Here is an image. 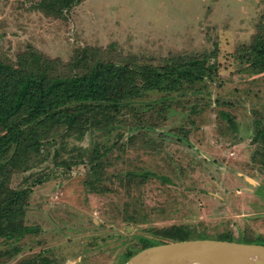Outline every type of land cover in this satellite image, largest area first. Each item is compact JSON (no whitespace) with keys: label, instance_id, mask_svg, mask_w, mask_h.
<instances>
[{"label":"rangeland","instance_id":"rangeland-1","mask_svg":"<svg viewBox=\"0 0 264 264\" xmlns=\"http://www.w3.org/2000/svg\"><path fill=\"white\" fill-rule=\"evenodd\" d=\"M39 1L0 0V60L34 50L65 64L87 50L163 66L209 55L213 72L145 90L84 133L50 131L10 182L42 178L25 217L40 230L0 238V264H127L176 227L187 238L264 242V71L248 55L264 37V0H84L61 17ZM95 149L108 153L91 188Z\"/></svg>","mask_w":264,"mask_h":264},{"label":"trees","instance_id":"trees-1","mask_svg":"<svg viewBox=\"0 0 264 264\" xmlns=\"http://www.w3.org/2000/svg\"><path fill=\"white\" fill-rule=\"evenodd\" d=\"M83 1L40 0L36 8L61 17ZM248 55L252 66L264 71V37L257 39ZM208 61L209 55H194L163 66H143L90 57L87 50L65 64L34 50L20 54L16 61L0 60V238L16 241L40 230L27 225L25 217L34 187L42 178L22 188L12 187L10 182L14 172L27 169L34 161L50 131L66 126L84 133L145 90L174 91L204 81L213 72ZM225 116L237 128L236 116ZM107 153L108 149L91 152L92 175L86 181L91 188H97ZM169 237L184 239L188 233L176 227ZM161 243L165 242L154 245ZM253 243L264 244L262 240Z\"/></svg>","mask_w":264,"mask_h":264},{"label":"water","instance_id":"water-1","mask_svg":"<svg viewBox=\"0 0 264 264\" xmlns=\"http://www.w3.org/2000/svg\"><path fill=\"white\" fill-rule=\"evenodd\" d=\"M149 253L148 257L137 260ZM264 264V244L218 238H184L153 245L127 264Z\"/></svg>","mask_w":264,"mask_h":264},{"label":"bare ground","instance_id":"bare-ground-1","mask_svg":"<svg viewBox=\"0 0 264 264\" xmlns=\"http://www.w3.org/2000/svg\"><path fill=\"white\" fill-rule=\"evenodd\" d=\"M149 255H150L149 253L144 254V255L140 256L137 260L143 259L144 257H148ZM189 264H206V263H204L200 260H195L193 262H190Z\"/></svg>","mask_w":264,"mask_h":264}]
</instances>
